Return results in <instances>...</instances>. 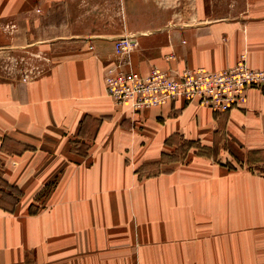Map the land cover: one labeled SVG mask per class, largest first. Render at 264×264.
<instances>
[{"label": "crops", "instance_id": "crops-1", "mask_svg": "<svg viewBox=\"0 0 264 264\" xmlns=\"http://www.w3.org/2000/svg\"><path fill=\"white\" fill-rule=\"evenodd\" d=\"M160 1L0 0L2 20L58 56L40 77L0 83L1 176L29 194L61 173L58 206L34 216L22 201L0 206V264H264V204L243 189L258 178L204 157L145 183L133 174L175 136L212 146L222 125L234 155L264 150V92L249 90L244 107L225 113L184 98L135 111L105 81L109 68L218 72L245 58L264 69V0H201L189 25ZM212 4L226 13H209ZM126 36L136 44L117 53ZM87 115L111 117L89 155H75ZM7 137L36 150L6 155Z\"/></svg>", "mask_w": 264, "mask_h": 264}, {"label": "rangeland", "instance_id": "rangeland-1", "mask_svg": "<svg viewBox=\"0 0 264 264\" xmlns=\"http://www.w3.org/2000/svg\"><path fill=\"white\" fill-rule=\"evenodd\" d=\"M160 2L164 10L177 15L180 20L184 21L181 22V25H189L187 19H193L194 16L197 17L204 13L201 0H195V2L193 0H161ZM229 9L231 10V8ZM207 10L211 14H220L226 13L227 7L219 8V6L215 7L212 4L207 7ZM31 30L40 32L43 30V24L38 27H31ZM40 41L42 40L37 38L25 39L24 34L18 32L16 24L12 23L11 19L3 18L2 20L0 18V83L28 81L40 77L52 69L58 61V56L51 54L45 49L43 43H38ZM56 47H59V45ZM110 117V115L85 116L80 125L79 138L73 140L71 144V152L75 155H89L90 147L101 124ZM224 127L222 125L212 146H207L196 140H186L180 136L173 137L172 141L175 146L163 152L159 160L133 167L136 181L145 183L155 180V177L162 174H171L175 169L183 167L199 157H204L225 167L229 175L258 178L257 182L248 180L244 182L243 189L245 196L252 192L253 195L258 196V198H254L255 201L264 204V150H260L261 152L255 150L250 157L249 154L246 157L242 154L234 155L227 145ZM188 141L194 143L191 145ZM2 146L7 151H3L6 155L21 156L36 150L33 145L12 137L5 138ZM201 152L207 153V156L199 155ZM125 165L130 166L128 157L125 160ZM1 166L0 163V169ZM60 175L61 173H53L50 180L39 189L25 194L20 188L3 179L0 173V206L9 211L15 207L18 201H22L28 207L31 216L39 215L49 207L58 206L61 201L59 198ZM261 214H264V210H261ZM260 221H264V219Z\"/></svg>", "mask_w": 264, "mask_h": 264}, {"label": "built area", "instance_id": "built-area-1", "mask_svg": "<svg viewBox=\"0 0 264 264\" xmlns=\"http://www.w3.org/2000/svg\"><path fill=\"white\" fill-rule=\"evenodd\" d=\"M135 44L134 38L126 36L116 40L114 47L117 53H126ZM105 81L109 96L117 104L130 105L135 111L184 98L214 112L225 113L244 107L249 90L264 92V69L250 68L245 58L218 72L199 68L173 74L152 68L142 75L136 71L109 68Z\"/></svg>", "mask_w": 264, "mask_h": 264}, {"label": "trees", "instance_id": "trees-1", "mask_svg": "<svg viewBox=\"0 0 264 264\" xmlns=\"http://www.w3.org/2000/svg\"><path fill=\"white\" fill-rule=\"evenodd\" d=\"M172 140V139H171ZM169 142H170V140H169ZM188 143L189 144H193L194 142L193 141H188ZM204 149V148H203ZM205 149H206V147H205ZM199 155H201V156H207V153H203V152H201V153H199Z\"/></svg>", "mask_w": 264, "mask_h": 264}]
</instances>
